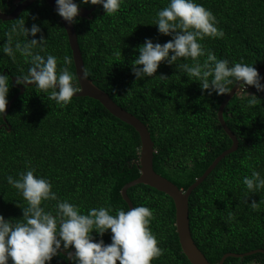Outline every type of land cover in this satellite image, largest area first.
<instances>
[{
  "label": "trees",
  "instance_id": "1",
  "mask_svg": "<svg viewBox=\"0 0 264 264\" xmlns=\"http://www.w3.org/2000/svg\"><path fill=\"white\" fill-rule=\"evenodd\" d=\"M17 1L22 0H0V11L10 12ZM197 3L213 12L217 27L225 33L223 38L205 37V48L230 62L243 58L242 62L254 64L257 70L264 65V0ZM166 4L167 0H122L116 14L104 15L97 6L91 17H77L73 25L87 77L147 126L154 143L153 169L185 190L232 141L217 118L226 94L202 92L199 82L188 79L174 64L161 62L153 78L136 80L131 72V61L139 54L134 49L146 37L161 44L171 39L150 25L156 11ZM20 19L25 20V27L40 26L47 39L45 52L58 58V68L64 56L72 58L65 29L44 0L34 1L13 20H0V48L10 26ZM181 63L192 61H176ZM29 66L19 54L13 61L0 52V72L9 76L8 102L18 91L11 77L27 74ZM67 67L76 76L73 59ZM161 74L168 78L162 80ZM75 83L79 87L77 78ZM246 90L260 99L255 106H246L237 90L223 110L227 126L237 137V149L216 164L188 199L191 236L211 264H217L226 252L264 249V189L248 198V203L259 202L253 210L245 203L242 182L253 169L264 176V92H256L253 86ZM5 123L0 127V214L6 219L20 218L27 206L6 181L8 175L15 178L25 169L26 160H31L37 174L51 180L59 198L80 205L82 212L102 205H111L113 214L117 208L128 210L120 190L139 175V134L99 101L73 96L61 107L33 84L14 99ZM127 194L133 207L143 204L154 212L149 227L165 251L151 264H191L179 244L172 199L142 183L128 188ZM54 205L55 201L44 202L46 210ZM102 239L110 243V233ZM63 262L67 261L53 257L51 264ZM223 264H264V253L227 257Z\"/></svg>",
  "mask_w": 264,
  "mask_h": 264
},
{
  "label": "clouds",
  "instance_id": "2",
  "mask_svg": "<svg viewBox=\"0 0 264 264\" xmlns=\"http://www.w3.org/2000/svg\"><path fill=\"white\" fill-rule=\"evenodd\" d=\"M121 3L122 0H79V3L55 0V12L68 24H74L81 5L102 6L104 15H114ZM218 23L213 12L197 0H167L166 6L156 11L150 25L156 26L158 34L171 39L161 44L146 37L134 49L139 53L131 61L135 79L156 77L154 74L161 62L174 64L188 79L199 82L202 92L207 90L209 96L228 94L232 90L229 86L236 85L245 105L255 106L260 99L246 89L253 86L256 92H264V76L254 64L242 62L243 58L240 62L218 58L202 44L205 37H224ZM37 33H40L38 39ZM6 36L0 52L13 61L19 54L30 65L27 74L17 77V84H34L61 107L81 91L76 86V76L67 67L72 58L64 56L63 65L58 68V58L45 52L47 39L38 24L25 27V20L20 19L10 26ZM19 36L25 39H13ZM117 55L121 56L120 50ZM180 58L191 59L192 63L177 65ZM87 76L88 71L82 70L80 79ZM158 77L168 78L163 74ZM8 92L9 76L0 72V117L5 114ZM3 122L0 119V124ZM25 165L15 178L6 177L7 183L17 190L27 206L22 208V219H6L0 214V264H51L53 257H62L70 264H116L117 261L119 264H151L153 259L163 255L165 250L149 227L155 218L151 208L140 204L126 211L117 208L113 214L111 205H102L82 212L80 205L58 197L52 190L51 180L37 174L31 160H26ZM242 182L245 203L257 209L259 202L248 203V198L264 189V176L253 169ZM47 201H55L54 209L46 210L44 202ZM106 232L110 233V243L102 239Z\"/></svg>",
  "mask_w": 264,
  "mask_h": 264
},
{
  "label": "water",
  "instance_id": "3",
  "mask_svg": "<svg viewBox=\"0 0 264 264\" xmlns=\"http://www.w3.org/2000/svg\"><path fill=\"white\" fill-rule=\"evenodd\" d=\"M36 0H22L18 4L14 6V8L10 12H1L0 11V20L7 21L13 20L19 16V14L31 5ZM46 3L55 11V0H44ZM96 5H92L90 8L85 6H80L78 16L77 17H91V13L95 10ZM58 15V14H57ZM59 20L62 23L66 35L67 40L71 49L73 64L75 68L76 78L79 84V88L81 91L79 93L74 94V96H86L93 98L99 103H101L109 113L113 116L117 117L121 121L131 125L139 134L140 138V149H139V158H138V169L139 175L135 179L126 182L120 190L122 199L126 202L128 208L133 207V204L127 194V189L136 184L142 183L148 185L150 187L155 188L158 191H161L168 195L175 207V230L178 236L179 244L183 254L189 260L191 264H211L202 251L195 244L189 227V208H188V199L192 192V190L199 185L206 176L211 172V170L216 166V164L227 154L235 151L238 146V140L235 134L230 130L227 126L224 118H223V110L228 103V101L233 97L239 88H236V85H233L232 90L226 94L223 100L220 102L218 110H217V118L218 121L225 131V133L230 137L232 143L230 147L223 150L219 155H217L210 165L204 170V172L197 177L194 182H192L185 190L179 188L172 181L157 173L153 169V153H154V143L151 139L150 132L148 131L147 126L135 115L131 112L125 110L121 106H119L114 100L107 94L104 90L100 89L96 86L90 78L80 79L82 75V70H84V63L82 59V54L79 48V44L77 41V34L73 24H68L65 22L59 15ZM258 73L262 75L264 73V65L258 69ZM12 83L18 89V91L14 94V96L9 100L5 114L3 116L4 123L0 125L3 126L6 123V115L8 110L14 101V99L23 93L26 86L31 85H23L17 84L16 79L17 76H12ZM236 89V90H235ZM10 126H7L9 129ZM256 252L264 253L263 248H257L253 250H249L243 253L236 252H226L219 259L217 264H223L224 260L227 257H244ZM65 263V262H63ZM65 264H70V262H66Z\"/></svg>",
  "mask_w": 264,
  "mask_h": 264
},
{
  "label": "flooded vegetation",
  "instance_id": "4",
  "mask_svg": "<svg viewBox=\"0 0 264 264\" xmlns=\"http://www.w3.org/2000/svg\"><path fill=\"white\" fill-rule=\"evenodd\" d=\"M19 2H21V1H17V2L14 4V6H15L16 4H18ZM14 6L12 7V9L14 8ZM81 6H85V5H81ZM91 6H92V5H91ZM91 6H90V7H91ZM97 6H98V5H96V7H97ZM85 7H86V6H85ZM90 7H88V8H90ZM101 7H102V6H100V8H101ZM12 9H11V10H12ZM100 10H101V9H100ZM20 14H21V13H20ZM20 14H19V15H20ZM17 77H18V76H17Z\"/></svg>",
  "mask_w": 264,
  "mask_h": 264
},
{
  "label": "rangeland",
  "instance_id": "5",
  "mask_svg": "<svg viewBox=\"0 0 264 264\" xmlns=\"http://www.w3.org/2000/svg\"><path fill=\"white\" fill-rule=\"evenodd\" d=\"M261 76H264V74H262ZM262 83H264V80H262ZM248 88V87H247Z\"/></svg>",
  "mask_w": 264,
  "mask_h": 264
}]
</instances>
